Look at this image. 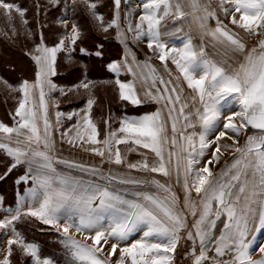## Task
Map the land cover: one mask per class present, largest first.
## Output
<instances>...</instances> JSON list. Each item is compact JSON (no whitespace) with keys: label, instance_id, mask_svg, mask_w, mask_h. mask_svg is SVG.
<instances>
[{"label":"snow or ice","instance_id":"snow-or-ice-1","mask_svg":"<svg viewBox=\"0 0 264 264\" xmlns=\"http://www.w3.org/2000/svg\"><path fill=\"white\" fill-rule=\"evenodd\" d=\"M60 2L49 0L54 7ZM85 4L105 32L115 27L118 34L131 33L134 40L146 42L148 50L160 60L170 77L173 72L169 62L175 66V84L171 79L165 81L157 76V69L151 64L143 65L149 75L142 73L145 82L151 80L145 98L156 103L163 101L168 108L172 136L169 139L166 121L157 111L138 118H122L119 128L100 141L90 115L94 101L89 98L85 115L60 132V142L80 147L100 157L103 163L126 166L128 172L110 170L105 174L95 165L57 156L55 132L65 114L56 112L55 126L52 124L45 89L49 93L56 89L50 78L56 74V56L64 49L65 39L48 47L41 33L40 43L30 53L37 68L35 81L8 85L21 94L14 113H10L15 123L9 126L0 122V152L8 158L0 180L22 169L14 183L28 185L26 194L18 201L19 206L0 220V231L5 235L9 229L12 232L0 264H12L14 245L31 258V264H58L54 258L42 257L39 246L27 242L17 230L16 224L24 221L38 222L60 234L66 264H174L182 238L191 242L190 252L186 253L191 256V264H264V256L253 260L250 251L256 239L254 233L264 230V0H220L219 14L211 7V0H187L201 30L211 37L214 46L219 44L234 54L231 64L209 58L203 46L193 45L191 37L185 38L182 47H169L165 39L169 33L161 32V21L170 16L177 21L185 18L182 0H142L138 22L132 24L128 20L133 15L129 11L124 33L119 32L121 0H113L115 14L108 24L95 11L97 5L93 0H85ZM0 9L9 21L13 10L21 18L26 13V9L5 0H0ZM220 14L238 31L228 28ZM213 20L216 26L209 29L208 23ZM22 22L26 24L27 20ZM71 31L69 42L74 46L81 32L76 24ZM241 33L249 39L259 37L258 44L247 48ZM13 34H16L14 26ZM123 66L133 72L126 61ZM120 69L118 63L110 65L113 72L119 73ZM116 84L121 101L133 106L144 102L134 83L117 80ZM180 84H186L191 90V110L186 111L190 109L187 100L182 102ZM80 86L89 87L87 83ZM234 104L239 106V111L229 112ZM72 118L73 114H68L67 119ZM181 120L183 123L178 128ZM197 125L198 133L187 132ZM221 126L214 140H209L208 136ZM249 127L257 133L247 135L240 146L238 138ZM73 128L74 136L70 135ZM225 138L238 145L232 148L236 158L214 175L209 165L220 162L222 147H230L219 143ZM213 143L216 147L211 159L197 168ZM99 144L103 147H97ZM121 144L136 146L130 147L129 152L137 148L149 150L156 162L150 164L144 154L140 161L127 162L118 147ZM167 144L175 151H168L166 158ZM183 153H187L186 157ZM173 157L177 183L183 171L182 199L159 179H142L130 174L135 171L171 178ZM57 164L68 171L58 170ZM74 172L81 175H73ZM149 185L157 193L144 190ZM185 211L193 217L191 226ZM218 221L223 223V229L216 237ZM70 230L91 243H82ZM138 233L139 238L133 239ZM258 251L264 254V245ZM117 252L118 258L113 260Z\"/></svg>","mask_w":264,"mask_h":264},{"label":"rangeland","instance_id":"rangeland-1","mask_svg":"<svg viewBox=\"0 0 264 264\" xmlns=\"http://www.w3.org/2000/svg\"><path fill=\"white\" fill-rule=\"evenodd\" d=\"M105 1H108V0H105ZM36 2H37V9H42V8L45 9L47 12H49L50 16L52 18H54L53 27L49 31V33L54 34V36H56L55 34H57L59 32V29L61 28V30H63V32H62L63 37L62 38L65 39V47L63 50H64V53H66V54H64V56H60V58L58 56H56V63H55L56 74L54 75L55 78L52 79L53 76L50 78L52 83L56 85V89L51 91L50 93L47 91V88L45 89L46 96L48 97V102H49L48 113H50V114H48V116L50 117L49 120L52 122V124L54 126H55V122H56V112L63 111L65 114H73V118L71 120L67 119L68 115H64L61 118V126H60L59 130L55 132V139L57 141L56 155L61 156L64 159L75 160V161H78L81 163L95 165L97 167H100L101 171L104 172L105 174H107L110 170L116 171L118 173H127L128 170H127L126 166H119L118 167L115 165L103 163L101 161L100 157L93 156L90 153L83 151L80 147L73 148V147H70L66 142L65 143L60 142V139H61L60 138V132L70 128L72 125H74L79 120V118H77L78 114L75 116V113H77V111L82 109L83 107L87 106V101L89 98L93 99L94 102L97 101V97H93V95L91 94V91L94 92V94L96 93V95H99V102H97L95 107L100 106V103L103 101L104 97H105V99L107 97H109V101H110V103H112V105H113V103H116L115 92L112 91L111 89L109 90L107 87H105V89L103 91L104 87L92 86L93 84L90 83L89 81L81 80V79L78 81L77 86L68 87L65 85L64 80L61 79L62 73H66V71H67L65 69V66L66 65L69 66V64L71 65L72 63H74V60L71 59V56H70V58L68 56V55H71V53L73 51V45H71L69 42L71 34H72L71 29H72V25H73L72 21L70 20L69 11H71V8L73 6H78L80 9L84 10V12L87 14V16L89 17V19L91 21L90 25L93 28L94 33L98 34L100 37L102 36V37L108 38L109 36H112L113 38L115 37V39H119L118 33L117 32L115 33L114 27L110 28L112 30L111 34H109V31L105 32L103 30V28L100 26L99 22L95 19V17L91 14L89 9L86 7L85 0H75V4H73V0H61L60 5L55 6V7L49 3V0H36ZM139 2H142V1L141 0H122L121 10H120L121 16L123 15L122 19H124L126 21V19H125L126 15L130 11V8H131V12L133 13V15H131L129 17L130 22L132 24L137 23L138 20H135V18L138 17L139 12H142L141 4ZM65 5H66V7H65ZM128 8H129V10H128ZM59 9H62V18H61L60 22H59V19H60L61 15L60 16L56 15V14L52 15L53 11L56 10V12H57ZM95 11H96V9H95ZM11 16H12V20L9 21L7 15L5 14V11L3 9H0V38L1 39H4L6 37L10 38V35H11V38H14V36L18 35L17 26H19V27L23 28L24 34L27 36V40L29 42H31L33 31L30 28H33V27L32 26H29L30 28L27 27V23L26 24L23 23L22 22L23 18H21L19 16V14L17 12H15L14 10L11 13ZM58 16H59V18H58ZM109 16L112 17L111 11L109 12ZM13 26H14L15 32H16L15 35L13 34ZM85 28H86V26L84 25V29ZM25 30H27V32ZM120 30H121L120 33H124L126 31V26L124 27V30L121 28H120ZM36 34H37V37L39 38V43H40L41 27H38V30L36 27ZM120 35L122 37L126 38V40H127V38L129 39L130 50H131V52H133V54L129 52L127 45L125 47L126 48L125 50H127L133 56V58H134V53L136 54L137 57L141 53H144L145 59L148 60L147 63L149 64V61H151L154 65H156L155 60H153V58H154L153 56H155V55L148 50L147 45L144 42L141 43L142 41L134 40L131 33H127L126 36L123 34H120ZM44 36L49 37V35L48 36L43 35V37ZM53 39L54 38H51V39L47 38V43H45V41H44V44L48 47L51 46V44H54ZM60 39L58 41H60ZM79 40L80 39H78L77 42ZM77 42H76V44H77ZM57 44L58 43H56V45ZM36 46L37 45L35 44L32 47L33 49L30 51V53L33 52V50ZM136 47L142 49V52L137 50ZM16 60L19 63V65H18L19 70H23V71L27 70V72L30 70L29 66L25 62H23L20 58L14 56L13 54H11L10 57L5 56V53L0 54V70L4 73V76H7L9 79H11L12 82L15 81L17 78L15 77L14 73L6 71L7 70L6 65L9 66L11 64V62L15 63ZM63 65H65V66L63 67ZM130 66L133 68V72H130V73H131L132 77H134V76H136V74H135L136 69H134V65L130 64ZM62 67H63V69H62ZM161 67H163V68L160 69V72H159L160 74H156V75L162 76L165 81L171 79L174 84L177 83L176 79H175L177 74H175V72H173V70H172L173 75L170 77L168 75V73L164 71V66H161ZM138 74H139V72H138ZM143 75H149V73L147 72ZM149 80L146 82V85H145L148 89H149ZM121 82L129 83L128 80L125 81V79H123ZM84 83L88 84V86H89L88 89H85V88L80 86ZM130 83H131V81H130ZM107 84L110 85L112 83L107 81ZM113 86L117 87V84L115 81H114ZM0 89L4 92V94L7 95L10 102H12L14 104V106L16 107L17 106V98L21 94L18 93L17 91H15L14 88L8 87V84L5 83L1 78H0ZM37 98H38V95H37ZM82 100H83V104L80 105V107L76 106L75 108H64V109L62 108L63 107L62 103H63V105H68V104H73V103H79ZM117 101L118 102H124L126 105H129V106L132 105L129 102L121 101L119 98V93H118ZM53 102H55V104H53ZM93 105H94V103H93ZM135 107H140V108H137V110H135L133 113H131L129 118H138V117H141L145 114H150V112L152 111L151 105H149V104L144 105L142 107L141 106H135ZM60 108H61V111H60ZM121 117H122L121 115H119V116L111 115V117L109 118L110 122L108 124V127H107V124H104V123H103V125L100 126L101 123L99 124L98 119H95V121H93L97 126L98 133H99L98 139L100 141H103L106 138V136L108 135V133L119 128ZM101 118H102V116H101ZM12 121H13V119H12ZM14 123L15 122L13 121V123L10 126L14 125ZM182 123L183 122L179 123L178 128L180 127V124H182ZM221 125H222V123H221ZM220 128H222V126ZM167 129H171V127L168 126ZM75 131L76 130L73 128L70 135L74 136ZM252 134H256V133H252L250 131H247V133H244L242 131L239 138H238L239 145L242 146L246 141L247 135H252ZM171 136H172V134L168 135L169 139L171 138ZM208 139L214 140V138H208ZM219 143L221 145H229L230 147L229 148L222 147L221 148L222 154L220 155V162L216 163V164L209 165V167L212 168L211 171L214 173V175H218L227 165H230L233 162V160L236 158V154L232 151V148H235L236 146H238L236 144H233V141L230 139H227V138L221 140ZM97 147H103V145L99 144V145H97ZM118 147L121 151L122 156H124L126 158L127 162L140 161L144 158V155L147 156L149 162H150V160L153 161L154 163L156 162V158H155L154 154L149 152V150L144 155H141L142 154V153H140L141 148H137L136 151L129 152L130 147H136V146L121 144ZM215 147H216V144L213 143L211 148H209L207 150L205 156L202 158L201 161L204 160V162H205V161L211 159V152L215 149ZM113 151H115V147L113 148ZM168 151H175V149H172L170 144L165 145V157L166 158H167ZM182 155L186 157L187 153H183ZM173 163H175V157H173ZM181 163H183V161H181ZM56 167L58 168V170L68 171L67 169L64 168L63 165L57 164ZM74 173H77V175H79V176L81 175V173H79V172H74ZM130 174L132 176H135L137 178H142V179L143 178H149L151 176V174H152V176L155 175V173H145V172H135V171L131 172ZM158 177H159L158 179H162V176L158 175ZM173 178L176 179L177 175L173 176ZM180 178L184 179L182 170H181ZM194 199L197 200V197ZM198 200H199V198H198ZM10 211L11 210H2V208H0V220L7 218L8 213ZM12 211H14V210H12ZM190 217H191V219H193L192 216H190ZM47 228L50 229L49 226H47ZM51 231L53 233H55L52 235L57 236V237L54 236V238L56 239L54 244L59 248L58 254H59L60 260H59L58 264H66L65 252H64L62 244L60 243V239H61L60 234L55 232L54 230H51ZM70 231H71V234L76 239L80 240L82 243H89V244L91 243L90 241H85L83 239V236L76 234L74 230H70ZM181 237H183L182 234H181ZM10 238H12V232L10 229L7 231V235H5L3 231H0V259H3L4 255H6L7 247H8L7 240ZM262 244L264 245V241L262 243H259V247L262 246ZM252 252H256V253L252 254V255H255L259 251L255 250ZM13 256H14V258H12ZM12 257H11L12 264L13 263L16 264L17 260L20 261L21 264L28 260L29 261L28 264H31V258L22 254L21 250L15 245L13 246ZM116 258H117V256L113 257V260H115Z\"/></svg>","mask_w":264,"mask_h":264},{"label":"trees","instance_id":"trees-1","mask_svg":"<svg viewBox=\"0 0 264 264\" xmlns=\"http://www.w3.org/2000/svg\"><path fill=\"white\" fill-rule=\"evenodd\" d=\"M142 1V0H141ZM5 2H11L22 9H26L25 17L23 19L27 20V27L32 26L33 34H32V41L29 42L27 40V36L24 34L23 28L17 26L18 35L14 36V38L6 37L4 39L0 38V54H4L5 56L10 57L11 54L20 58L23 62H25L30 70H19V63L16 62L8 66L6 65L7 72L14 73L15 77L17 78L15 81H11L7 76H4V73L0 70V78L10 86H19L22 81H28L29 83L35 79L36 67L34 61L30 57V51L33 49L32 47L36 44H39V38L36 34V27H41L42 35H46L49 37H43V42L47 43V38L53 39L54 44L51 46H55L58 43V40L62 37L61 28L59 32L55 34H50L49 31L53 27V20L45 9H37V2L36 0H5ZM96 3V12L103 16V21L105 24L110 22L111 19L114 18L113 14V0H93ZM122 3V0H121ZM112 12V17L109 16V12ZM61 15L59 22L62 18V9H59L57 12L56 10L52 12V15ZM70 18L72 19L73 23L76 24L81 32V38L73 46V51L71 59L74 60V63L71 65H63L67 70L66 73H62L61 79L64 80L65 85L68 87H75L77 86L78 81L87 80L92 83V86L97 87H107L109 90L115 92L116 103H110L109 97L100 103V106H96L97 102H99V95L94 94L91 91L93 97H97V101L94 102V105L91 109V119L95 121L98 119L100 126L104 124H109V118L111 115L119 116L121 115L122 118H129L131 113H133L137 108L135 106L126 105L124 102H118V86H113L114 81L116 82L117 78L110 70V65L119 60L122 54V50L119 44L114 40L112 36L100 37L98 34L94 33L93 28L91 27V21L84 10L80 9L78 6H73L71 11H69ZM58 16V18H59ZM84 25L86 28L84 29ZM27 32V30H25ZM87 31V32H86ZM109 34H111L112 30L109 28ZM8 38V39H7ZM45 39V40H44ZM10 41V42H9ZM102 46V47H100ZM81 49H84L82 52ZM97 52H100L101 55H97ZM8 54V55H7ZM59 55L60 56H63ZM66 57V56H65ZM62 67V69H63ZM68 67V68H67ZM63 71V70H62ZM56 80V79H55ZM107 81L111 82L112 84L108 85ZM96 88V87H95ZM94 88V89H95ZM101 95V94H100ZM83 104V100L79 103H73L68 105H63L64 108H75ZM15 106L12 102H10L9 98L6 94L0 89V122L5 123L6 125H11L13 123L12 117L10 113H14ZM102 116V118H101ZM100 117V118H99ZM107 121V123H105ZM98 124V125H99ZM117 126V125H116ZM8 163V158L0 152V175H2L6 170V165ZM22 172V169L14 170L12 174H10L6 179L0 180V200L1 206L3 208L12 209L17 204V198L19 194H22L25 190L27 185H17L14 183L17 176H19ZM16 228L19 232L22 233L24 238L27 242H34L39 246L40 254L42 257H51L54 258L59 263V248L54 244L55 238L52 235L53 233L50 229L47 228L45 225H40L38 222H18L16 224ZM41 229H44L43 231ZM57 237V236H56ZM14 258V256L12 257ZM24 264H28L29 261L23 262ZM22 263V264H23ZM14 264V263H13ZM16 264H21L20 261L17 260Z\"/></svg>","mask_w":264,"mask_h":264},{"label":"crops","instance_id":"crops-1","mask_svg":"<svg viewBox=\"0 0 264 264\" xmlns=\"http://www.w3.org/2000/svg\"><path fill=\"white\" fill-rule=\"evenodd\" d=\"M139 3L141 4V8H142V2H139ZM219 3H220V0H211V7L214 8L218 12V14L220 13ZM182 4H183V10L185 11V13H187V15L185 16L184 19L177 21L173 17L170 16V17H166L163 21H161V25H160L161 32L162 33L163 32L169 33V35L165 37V39L169 43V47H172V46L182 47L183 43L185 41V38L191 37L193 45L203 46L205 53L209 58L217 60V61H227L229 64H231L233 59L235 58L234 54L231 52H228L223 46H221L219 44H215V46H214L215 42L212 41L211 37L208 35H205L203 33V31L201 30L200 25H199V21L194 18L193 14H192V9L190 7H188L187 0H182ZM121 5H122V3H121ZM120 10H121V6H120ZM128 10H129V8H128ZM130 11H131V8H130ZM141 13L142 12H139V14H141ZM113 14H115L114 6H113ZM139 14H138V16H139ZM69 16H70V14H69ZM122 17H123V15L121 16V12H120V28L124 30V27L126 26V21L124 19H122ZM220 19L223 20L225 24H227L228 28L232 29L233 31H238V29H236L233 25H231L223 17L222 14H220ZM70 20L72 21L71 18H70ZM128 20H130L129 17H128ZM135 20H138V17L135 18ZM72 23H73V21H72ZM215 26L216 25H215L214 20L210 21L208 23L209 29L215 28ZM178 28L182 29V30L176 31V29H178ZM114 29H115V33L116 32L118 33V29L115 27H114ZM120 31L121 30L119 29V32ZM241 35L243 36V39H244V42H245L247 48H249V49L252 48L251 46L248 45V39L249 38L246 35H244L243 33H241ZM62 37H61V39H62ZM118 38L119 39H115V37H114V40L119 44V46L122 50V54H121V57L119 58V60H117L113 63L120 64L121 69H120L119 73L112 71L113 74L120 81L125 79V81L128 80L129 83H130V81H131V83H134L138 94L140 95L141 99L144 100V102L139 106L142 107V106L147 105V104L151 105L152 111L150 112V114H153L157 111H160L162 118L166 121L167 127L168 126L171 127V121H169L167 119L168 108L165 106L164 102L161 101L160 103H156V102L150 101V100L145 98V95H144L145 91H147L149 89L145 86L146 82L142 78V73L145 74L148 72L147 68H143V65L148 62V60L145 59L144 53H141L140 55H138V57L134 53V58H133V56L130 54V53L133 54V52H131V50H130L129 39L127 38V40H126V38L122 37L120 34H118ZM58 43H59V41H58ZM141 43H143V41ZM144 43L146 44V42H144ZM126 45L129 49L130 53L127 50H125ZM136 48H137V50L142 52V49H140L138 47H136ZM62 54H66V53H64V50L58 52L57 56L59 57V55H62ZM153 57H154L153 60H155L156 65H154L151 61H149V64H151L152 66H154L157 69V74H160L159 72H160V69L163 68V67H161L163 65L161 64L160 60L156 56H153ZM125 61L127 62L128 65H130V64L134 65V69H136V71H135L136 76L132 77L131 73L128 72L127 68L123 66L125 64ZM34 64H35V62H34ZM138 65H139V67H138ZM35 67H36V65H35ZM168 67L170 69H172L173 72H175V66L172 65L170 62L168 64ZM36 71H37V68H36ZM138 72H139V74H138ZM175 74H177V73L175 72ZM54 78H55V76L52 77V79H54ZM34 81H35V79H34ZM34 81L30 82V83H34ZM150 84H151V81L149 80V86H150ZM179 87L182 90V102L187 100V102L190 104V109H186V111L191 110V90L187 89L186 84H180ZM152 90L154 91V89H152ZM37 93H38V90H37ZM46 99L48 100L47 96H46ZM178 107H179V105H177V108ZM85 108L87 109V106L83 107L82 109L78 110L77 113H75V116L78 114L77 118H79V120H81V118L85 115V110H86ZM60 111H61V108H60ZM228 111L229 112L239 111V106L234 104L231 106L230 109H228ZM61 112H63V111H61ZM48 114H50V113H48ZM65 115H68V114H65ZM180 122H183V121L181 120ZM220 129L222 130V128H218L213 133H211L208 136V138H215V135L218 133L217 131H219ZM193 131L198 133L200 131L199 125H197V127L195 129L187 130L188 133H191ZM171 134H172L171 129H167V135H171ZM146 152H148L147 149H142V148L140 149V153L145 154ZM205 162H204V160L201 161L200 164L196 165V167L197 168L202 167ZM149 163L151 164L154 162L150 160ZM209 168L212 169L211 167H209ZM73 175L79 176V175H77V173H73ZM175 175H177V174H176V170H175V163H173L171 178L162 177V179H159V180L162 183H167L171 187L172 191L175 192L182 199L183 195H184L183 188H182L183 179L179 177L180 182L177 183V178L176 179L173 178V176H175ZM151 177H154L156 179L159 178L158 174H155L154 176H152V174H151V176L149 178H151ZM119 187L124 188L126 186H119ZM27 189H28V185L26 187V190L22 194L18 195L17 204L14 208H12V209L3 208L1 206V200H0V208H2V210H11V211L15 210V208L19 206L18 201H19L20 197L24 196L26 194ZM144 190L152 192V193H157V189L153 186H150V185L147 186ZM192 196L194 198H196L195 192L192 193ZM196 201H198V197H197ZM185 215L187 217V221H188L189 226H191V223L193 220L190 217L191 215L188 214L186 211H185ZM223 219H225V218L222 217V220ZM222 229H223V223L218 221L217 222V230L215 232L216 237H218L220 235V230H222ZM183 233L184 232H182L181 234H183ZM254 235H255L256 239H255V243H254L253 248L250 250L252 254L256 253V252H252V251L258 250L259 243H262L264 241V231L261 230L260 232L254 233ZM139 236H140V234L138 233L133 237V239L139 238ZM197 247H198V245H197ZM116 256L118 258L119 252H117ZM262 256H264V254H260L259 252H257V254L252 255V259L253 260H260L262 258Z\"/></svg>","mask_w":264,"mask_h":264},{"label":"built area","instance_id":"built-area-1","mask_svg":"<svg viewBox=\"0 0 264 264\" xmlns=\"http://www.w3.org/2000/svg\"><path fill=\"white\" fill-rule=\"evenodd\" d=\"M259 37L248 39V45L251 47H254L258 44ZM183 237L185 233L182 234ZM191 248V242L186 241L185 239L180 240V246L177 249L178 255L176 256V259L174 261V264H191V256L186 255V253L190 252ZM209 255H213L212 252H209ZM228 257H224V259H227Z\"/></svg>","mask_w":264,"mask_h":264},{"label":"water","instance_id":"water-1","mask_svg":"<svg viewBox=\"0 0 264 264\" xmlns=\"http://www.w3.org/2000/svg\"><path fill=\"white\" fill-rule=\"evenodd\" d=\"M248 131H250V132H252V133H257V130H255V129H251L250 127H249Z\"/></svg>","mask_w":264,"mask_h":264}]
</instances>
